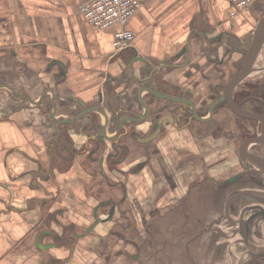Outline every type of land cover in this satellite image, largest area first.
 I'll return each mask as SVG.
<instances>
[{"label": "crops", "instance_id": "crops-1", "mask_svg": "<svg viewBox=\"0 0 264 264\" xmlns=\"http://www.w3.org/2000/svg\"><path fill=\"white\" fill-rule=\"evenodd\" d=\"M85 1L0 0V264H186L150 251L159 229L186 228L161 213L203 184L248 195L255 183L240 167L259 173L245 159L264 164V140L240 163L236 142L210 125L137 137L158 102L169 105L166 90L181 106L241 71L264 0L234 19L227 0H139L121 51L116 27L98 30L77 12ZM249 69L241 80L262 84L264 40ZM133 227L130 249L122 235Z\"/></svg>", "mask_w": 264, "mask_h": 264}, {"label": "rangeland", "instance_id": "rangeland-1", "mask_svg": "<svg viewBox=\"0 0 264 264\" xmlns=\"http://www.w3.org/2000/svg\"><path fill=\"white\" fill-rule=\"evenodd\" d=\"M239 173L244 175L241 167ZM244 179L237 185H246ZM254 181L261 185L245 186L248 195L240 192L232 195L223 187L214 194H207L209 189L205 184L193 189L199 196L186 194V206H179L168 214L161 213L165 215L161 216L162 220L171 222L174 218L178 224H186V228L159 229V239L150 244V251L155 257L160 253L159 258L167 255L175 262L186 261V264H264V177L258 174ZM129 232L122 235L127 246L134 244L137 236L134 227ZM183 236H186L184 243L178 245L172 241V238ZM144 246L147 247L145 243ZM150 251L147 253L149 260Z\"/></svg>", "mask_w": 264, "mask_h": 264}, {"label": "flooded vegetation", "instance_id": "flooded-vegetation-1", "mask_svg": "<svg viewBox=\"0 0 264 264\" xmlns=\"http://www.w3.org/2000/svg\"><path fill=\"white\" fill-rule=\"evenodd\" d=\"M234 74L236 75L237 72H231L226 79L224 75L222 79L225 81L220 86L214 88L215 93L213 95L201 94L202 96L200 99L195 100L191 95L188 97L186 94V102L181 101V106H175V103L179 102L173 100L172 98L175 97L166 90L163 97L166 98V101H169V105L163 107L164 104L158 102L155 106L157 108L153 115L154 120L152 127L149 129L148 134H139L142 137H137V141H140L142 138H148L149 135L156 132V135L146 142L154 140L165 131L167 124L175 127L182 122V124L187 125L186 130L189 129V131H191L194 126L199 128L200 126L205 125L208 127L210 125L209 129H211L212 134H221L225 138H229L233 143L236 142L238 161L240 163H243L241 162L242 158L245 159L242 150L244 151L248 148L250 149L249 152L254 153L255 151L260 153L256 145L262 143L264 140V82L262 84L260 82L244 83V80H241V78L239 82L237 81V83L233 85L232 81L235 78ZM225 89H232L229 97L228 94L225 93ZM246 113H250L251 115L247 117L248 114ZM167 115L171 120L163 119L164 116ZM222 116V121L225 122L224 125H220L218 122ZM257 117H261L263 120H259ZM260 124L261 128L259 127ZM230 125L234 128H231ZM222 127L227 128L231 132L226 133L227 135L223 134L225 132H223ZM207 131L208 129L202 132L206 133ZM256 139L259 140L253 142ZM255 161L256 158L252 157H247L245 159L246 164H252L255 163ZM258 168L259 170L257 172L264 176V168L261 165ZM241 170L244 172V175L239 173L240 176H246L247 179L249 178V181L256 183V185H261L260 182L254 181L256 175L259 173H255L252 168H247L246 166H241Z\"/></svg>", "mask_w": 264, "mask_h": 264}, {"label": "built area", "instance_id": "built-area-1", "mask_svg": "<svg viewBox=\"0 0 264 264\" xmlns=\"http://www.w3.org/2000/svg\"><path fill=\"white\" fill-rule=\"evenodd\" d=\"M257 0H227L228 16L234 19ZM139 0H87L77 7V12L92 27L105 31L116 27L112 34V48L121 51L131 47L134 35L128 27L131 17L140 9Z\"/></svg>", "mask_w": 264, "mask_h": 264}, {"label": "water", "instance_id": "water-1", "mask_svg": "<svg viewBox=\"0 0 264 264\" xmlns=\"http://www.w3.org/2000/svg\"><path fill=\"white\" fill-rule=\"evenodd\" d=\"M263 40H264V18H262L257 25V28H256L255 33H254L253 41L251 42L252 44L245 54V59H244V63L242 65L241 71L236 74L235 78L232 81L233 85L235 83H237V81H239L241 78H243L246 75V73L250 70L249 68H250V66L254 60V57L257 54L258 49L260 48V45L263 43ZM164 99H166V98H164ZM248 116L249 115H247V117ZM163 119L171 120V118L168 115L164 116ZM155 135H156V132L149 135L148 138L146 137V138L140 139V141L146 142V141L152 139ZM258 140L259 139H256L253 142H257ZM255 163L258 165H261L264 168V164L262 161L256 160ZM112 213H113V208H111L107 217L110 218L112 216Z\"/></svg>", "mask_w": 264, "mask_h": 264}]
</instances>
